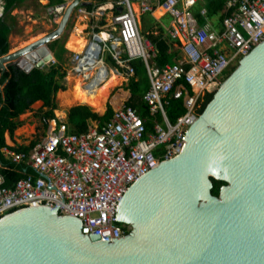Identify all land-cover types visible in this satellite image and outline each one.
Returning a JSON list of instances; mask_svg holds the SVG:
<instances>
[{"label":"water","instance_id":"1","mask_svg":"<svg viewBox=\"0 0 264 264\" xmlns=\"http://www.w3.org/2000/svg\"><path fill=\"white\" fill-rule=\"evenodd\" d=\"M86 4L68 3L53 30L0 57V70L12 62L25 73L38 69L45 44ZM183 140L176 157L121 197L115 221L128 226L124 236L99 240L82 232L80 219L33 205L0 217V264H264V38L221 81ZM211 178L225 182L217 196Z\"/></svg>","mask_w":264,"mask_h":264},{"label":"built area","instance_id":"2","mask_svg":"<svg viewBox=\"0 0 264 264\" xmlns=\"http://www.w3.org/2000/svg\"><path fill=\"white\" fill-rule=\"evenodd\" d=\"M204 1L112 0L121 10L112 14L109 30L93 32L81 50L71 52L69 71L85 90L105 81L109 64L116 74L130 78L135 73L132 63L142 62L149 81L142 99L153 121L151 130L134 108L125 105L104 123L89 121L81 133H68L66 122L58 118L47 119L43 135L29 152L8 145L1 149L7 160L25 163L32 171L11 187L3 186L0 175V217L46 205L59 215L80 219L82 232L102 241L128 232L127 225L115 221L123 194L145 172L179 154L203 97L213 93L226 72L264 38V0H225V15L217 26L205 6L199 17L194 14L193 7ZM65 4L55 6V11H63ZM135 5L140 14L160 8L171 18L166 35L178 44L180 55L174 63L152 64L155 48L141 35ZM3 13L0 0V17ZM48 62L54 64L53 59ZM169 99H182L185 109L173 122L166 117Z\"/></svg>","mask_w":264,"mask_h":264},{"label":"trees","instance_id":"3","mask_svg":"<svg viewBox=\"0 0 264 264\" xmlns=\"http://www.w3.org/2000/svg\"><path fill=\"white\" fill-rule=\"evenodd\" d=\"M25 0H3L4 13L0 17V57L7 55L9 50L8 35L10 34L15 23V16L11 14L12 10ZM225 0H206L204 6L207 8L208 15H217L221 20L225 12ZM63 0H47L48 6L61 4ZM89 8L92 5H88ZM152 19V17H151ZM162 23V21H161ZM165 26V22H163ZM160 31L157 34L153 32L144 33L155 47V57L153 62L157 67L165 64H172L180 57L177 51L172 49L171 41L164 35V28L159 25ZM48 47L52 51L53 65H48L47 69H32L25 73L15 62L6 66L4 70H0V175L3 177V186L11 187L14 183L24 177L27 173H31V168L25 163H13L2 156L1 149L6 145L5 133L7 132L12 138L14 130L20 125L17 118L24 113L30 106L36 102H41V107L45 110L41 119L46 122L47 119L54 118L53 110L56 109L54 95L57 91L65 89L63 78L65 76V67L63 66L62 56L66 50L59 42V38L48 43ZM55 50V51H54ZM135 73L129 79L124 87L128 90L130 96L124 102L125 106L135 109L137 114L142 118L146 129L151 130L152 118L148 114V107L143 102L142 96L148 89L149 81H145L143 65L140 62L132 63ZM232 66L225 74L227 77L234 69ZM222 81V80H221ZM212 93L203 97V102L199 108L202 111L206 103L211 99ZM166 117L173 122L179 115L183 114L185 109L182 105V99H169L165 106ZM113 109L107 106L105 112L100 115L87 105H74L67 109L65 122L67 124L68 133H81L86 130L89 121H99L104 123L110 120ZM36 141L30 142L28 146H16L13 149L17 152H28ZM213 195H218L219 189L225 182L211 178Z\"/></svg>","mask_w":264,"mask_h":264},{"label":"crops","instance_id":"4","mask_svg":"<svg viewBox=\"0 0 264 264\" xmlns=\"http://www.w3.org/2000/svg\"><path fill=\"white\" fill-rule=\"evenodd\" d=\"M82 2H86L87 4L86 5H77V6H75L73 9H72V11H71V13H70V16L68 17V19H67V21H66V23H65V25H64V27H63V30H64V28H66V25L67 24H69V25H72V29H73V27H75V28H80V27H84L82 30H81V33H80V36H82V37H84L85 38V36H89L90 38L89 39H86L85 38V40H90L91 38H92V33L93 32H102V31H106V30H109V26L111 25V16H112V14L114 13V12H117L118 10H119V8L112 2V0H81ZM28 2H34V4L32 5V6H34V5H36L38 8L39 7H43V8H45V11H46V15L48 16V17H50V19H47V21H48V25H50V29L48 30V31H46V32H44V33H40V34H42L41 36H43L44 34H46L47 32H49V31H51V30H53L54 28H55V26H56V23H57V21H58V19H59V17H60V15H61V13H62V11L61 12H56L57 13V17H54L53 15H52V13H51V7H55V6H58V5H61V4H65V2H64V0H63V2L61 3V4H58V5H54V6H48L47 5V0H25L23 3H21V4H19L17 7H15L13 10H12V12H11V14L12 15H14L15 16V23H14V25H13V28H12V30H11V32H10V34L8 35V42H9V50H8V52H7V54H10V49H12L13 51H11V52H14V51H16V50H19L20 48H22V47H24L25 45H27V44H29L30 42H33L35 39H37V38H39V37H41V36H38V37H34V35L35 34H39V33H34V35H31V36H26L27 38H31L32 40L30 41V42H28L27 44H25V45H22V43L23 42H25V41H20V43H18V41L17 42H15L14 44H11L10 43V41H9V39L10 38H12L13 37V32H14V29L17 27V18H16V15H19V14H21L23 11L24 12H26V13H30V15L31 14H33V11H32V6H28L27 5V3ZM205 2V1H204ZM68 3H70V2H67L66 4H65V6L68 4ZM92 5L90 8H89V6L88 5ZM202 5L204 6V3H202ZM64 6V7H65ZM156 6V5H155ZM134 10H135V12H136V18H137V22H138V27H139V30H140V32H141V34L143 35V36H145L146 38H148L145 34L146 33H148V32H153L154 34H157L159 31H160V26L159 25H161L162 24V26H163V28H164V35L167 37V35H166V31H167V29H168V27H169V25H171V18H169V17H166L165 19H163L164 18V15H166V14H164V12L160 9V8H156L153 12H148V13H145V14H140V13H138V6L137 5H135L134 6ZM157 11H162V14L161 15H159V16H156L155 15V13L157 12ZM101 13V14H100ZM2 17V16H1ZM151 17H152V19H151ZM148 18L150 19V23L149 24H147V20H148ZM39 19V16H37V15H34V17H29V20L28 21H26V22H31V23H33V22H35V23H37V21L36 20H38ZM55 21H56V23H55ZM161 21H162V23H161ZM163 22H165V26L163 25ZM141 24H142V28L140 27L141 26ZM22 27H23V24L22 23H20L19 25H18V28L19 29H22ZM63 30H62V33H63ZM62 33L59 35V37L58 38H60V36L62 35ZM145 33V34H144ZM68 37V36H67ZM67 37H66V39H65V41H63V39H60V44H62V47L66 50V52H65V54H67V52H69V58H70V55H71V52H78V51H73V50H68L67 48H65V46H64V42H66V40H67ZM168 38V37H167ZM57 39V38H56ZM149 39V38H148ZM169 39V38H168ZM150 40V39H149ZM169 41H171V44H172V49H173V51L174 50H176L177 51V55L180 57V55H179V49H178V44L176 43V42H174V41H172L171 39H169ZM49 43V42H48ZM48 43H46L45 44V47L48 49V55H46V56H44L43 58H42V65L38 68V69H40V70H45V69H47V66L48 65H51V64H49V59H53L52 58V51L53 50H50V48L48 47ZM86 43V42H85ZM19 44V46H21V47H17V45ZM155 48V47H154ZM81 50V49H80ZM42 51V50H41ZM155 54H156V51H155ZM5 56V55H4ZM69 58L67 59V67H68V70H67V73H66V67H65V75L67 74V76L70 78V82H71V85H73L74 84V80L75 79H78L77 77H74L72 74H71V72L69 71V69H70V67H69ZM154 59V58H153ZM153 59H152V64H154L155 65V63L153 62ZM62 61H63V59H62ZM176 61V60H175ZM174 61V62H175ZM40 62V61H39ZM136 62H140V61H136ZM173 62V63H174ZM16 64H17V62H15ZM133 63H135V62H133ZM142 65H143V63L142 62H140ZM53 65V64H52ZM65 65V66H66ZM113 64H109V65H107V69H108V71H107V77H106V79L108 78V77H110L111 75H115L119 80H120V82L122 81V80H124V77L125 78H128L126 75H124V74H122V73H119V74H116L114 71H113V69H112V67H110V66H112ZM7 66V65H6ZM64 66V65H63ZM156 66V65H155ZM143 67H144V74H145V76H147V72H146V68H145V66L143 65ZM6 68V67H5ZM33 69H35V67H33ZM22 70V69H21ZM120 71V70H119ZM133 77V76H132ZM131 78V77H130ZM130 78H128V82H129V79ZM148 78V77H147ZM65 79V76H64V78H63V80ZM106 79H105V81H106ZM105 81H103L102 82V84L105 82ZM101 85V84H100ZM116 85H118V84H116ZM127 85V84H126ZM116 86H113V88H110L109 90H108V92H107V95H106V98H105V100H104V102H103V106L105 105V104H107V102H108V100H109V97H110V95H111V92H112V90L115 88ZM149 87V86H148ZM125 90V89H124ZM126 91H128V90H126ZM145 93V92H144ZM130 96V93H129V91H128V97ZM128 97L124 100V102L128 99ZM142 98H143V96H142ZM124 102H123V104L121 105V106H119V107H116V108H112L113 109V111L114 110H116V109H118V108H120V107H122L123 105H124ZM33 104H37L38 106L37 107H39V108H41V109H43V111L45 110V108L44 107H41V102L40 101H36V102H34ZM75 105V104H74ZM73 105V106H74ZM109 105V104H108ZM107 105V106H108ZM111 106V105H110ZM71 107V106H70ZM90 107V106H89ZM105 107V106H104ZM112 107V106H111ZM69 108V107H68ZM107 108V107H106ZM93 109V108H92ZM28 110V109H27ZM43 111H42V113H43ZM105 112V111H104ZM98 113V112H97ZM100 115H102V114H100ZM23 113L17 118V120L20 122V125L14 130V132H13V136H12V138L9 136V134L6 132L5 133V141H6V145H8V146H11L12 147V149H13V147H16V146H19V145H22V146H28L29 144H30V142H32V141H38V139L43 135V133H44V129H45V121L44 120H42L41 119V116H42V114H41V116H40V124H41V126H42V128H43V131H42V133H41V135H40V137L37 139V140H30V141H26V142H20L19 141V139H18V135H20V132H19V134L17 133V135H16V130H19L22 126H24V123L22 122L23 121ZM66 116V115H65ZM55 118V117H54ZM15 141H17L18 143H16ZM35 142V143H36ZM35 145V144H34ZM33 145V146H34ZM5 146V145H4ZM32 146V147H33ZM32 147H31V149H32ZM30 149V150H31ZM14 150V149H13ZM29 150V151H30ZM28 151V152H29ZM3 156V155H2Z\"/></svg>","mask_w":264,"mask_h":264},{"label":"rangeland","instance_id":"5","mask_svg":"<svg viewBox=\"0 0 264 264\" xmlns=\"http://www.w3.org/2000/svg\"><path fill=\"white\" fill-rule=\"evenodd\" d=\"M33 4H34V2H28L27 3L28 6H32ZM201 6H202V3L198 2L193 7V12L197 17H199V9ZM32 11H33V14H31V15H30V13H26L24 11L21 14L16 15L17 24L19 25L20 23H22L23 27H22V29H19L18 25H17V27L14 29L13 37L9 39L11 44H14L17 41H18V43H20V41H25L22 43V45H25L32 40L31 38H27L26 37L27 35L31 36V35H34V33H39V34L34 35V37H38V36L42 35L40 33H44L50 29V25H48V21H47V19H50V17H48L46 15L45 8H43V7L38 8L36 5H34V6H32ZM161 14H162V11H157L155 13L156 16H159ZM34 15L39 16V19L36 20L37 23L26 22L29 20V17H31V16L34 17ZM166 17H168V16L164 15L163 19H165ZM210 21L214 26H217L219 24V18L217 15L210 16ZM55 23H56V21H55ZM149 23H150V19L148 18L147 24H149ZM140 27L142 28V24ZM83 28L84 27L82 26L80 28L73 27V29H72V25L67 24L66 28H64V30H63L62 35L59 38V42H60V39H63V41H65L66 37L68 36L66 42H64L65 48L68 49L67 42L69 41V39L72 37L78 38L80 40V45H79V50H80L81 48H83V46H84L83 44H85V42H86L85 38L86 39L90 38L89 36H85V38L80 36L81 30ZM17 47L19 48L21 46H19V44H18ZM68 50L70 51V49H68ZM11 51H13V50L10 49V52ZM73 51H78V50H73ZM68 58H69V52H67V54H64L62 56L63 65H64V67H66V73L68 70V67L66 65ZM234 65H236V64H234ZM142 73H144L143 70H142ZM144 79H145V81H147V77ZM63 83L65 86V89L63 91H57L54 95V100L56 103V109L53 110V115L55 118H58L62 121H65V115H66V111H67L68 107L73 106L74 104L78 105V104H80V102H72V103L67 104V105L62 104V100L60 98V93L66 92V90L72 88V86L74 85V84L71 85L70 78L67 76V74L65 75V79L63 80ZM127 83H128V78L124 77V80L119 82L118 85H115L116 87L112 90L111 95L109 97V100H108L107 104L104 105L105 107L103 106V110L101 112L96 111L92 106L88 105V103H85V104L87 106H90V108H93L92 110L95 112H98L99 114L104 113L108 104L111 105L112 108L119 107L123 104L124 100L128 97V91L124 90V87L126 86ZM111 88H113V87H111ZM37 106H38L37 104H32L30 106V108L23 113V116H22L23 121L22 122L24 123V126H22L19 130H16V135H17V133L19 134V132H20V135H18V139L22 143L26 142V141H30V140H37L43 131V128L40 124V120H41L40 116L42 114L43 109H41ZM15 142L18 143L17 141H15Z\"/></svg>","mask_w":264,"mask_h":264},{"label":"bare ground","instance_id":"6","mask_svg":"<svg viewBox=\"0 0 264 264\" xmlns=\"http://www.w3.org/2000/svg\"><path fill=\"white\" fill-rule=\"evenodd\" d=\"M79 45L80 40L75 37L70 38L67 42L68 49L70 50H79ZM119 82L120 80L115 75H111L103 84L97 85L98 83L94 82L95 84L93 83L92 86H88L84 90L80 85V80L75 79L72 88L66 90L64 93H60V98L63 105L72 102L88 103L96 111L101 112L108 90Z\"/></svg>","mask_w":264,"mask_h":264}]
</instances>
